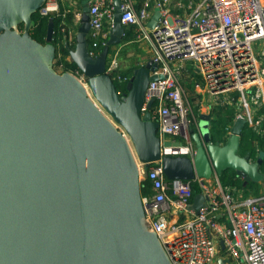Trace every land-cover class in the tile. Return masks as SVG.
I'll return each mask as SVG.
<instances>
[{
    "label": "water",
    "instance_id": "95a60500",
    "mask_svg": "<svg viewBox=\"0 0 264 264\" xmlns=\"http://www.w3.org/2000/svg\"><path fill=\"white\" fill-rule=\"evenodd\" d=\"M33 1L0 0V24L12 17V26L0 25V264H170L156 234L144 229L137 160L145 168L161 160L170 179L194 181L232 168L244 184L261 181L262 158L238 153L245 118L233 122L224 144L207 123L192 133L194 159L163 155L162 145L182 143H162L154 100L141 111L149 82L163 78L152 73L157 63L134 69L125 90L107 71L110 50L125 34L121 0L97 57L89 53L90 8L83 0L70 59L93 97L74 74L54 69V57L52 68L42 58L40 49L55 56L53 21L43 47L30 30L45 0ZM159 18L155 11L149 27ZM21 23L22 33L14 28ZM204 199L195 194L192 208Z\"/></svg>",
    "mask_w": 264,
    "mask_h": 264
},
{
    "label": "built area",
    "instance_id": "2783aa9c",
    "mask_svg": "<svg viewBox=\"0 0 264 264\" xmlns=\"http://www.w3.org/2000/svg\"><path fill=\"white\" fill-rule=\"evenodd\" d=\"M87 3L89 53L97 57L114 26L116 0ZM62 5L74 11L73 45L82 17L81 0H49L41 13L60 12ZM121 10L123 24L135 26L137 37L148 39L153 49L158 67L152 73L163 75L149 82L141 108L142 113L147 111L154 100L152 117L159 123L162 143L167 138L182 143L162 145L163 155L191 159L196 155L192 128L198 125V116L188 101L183 77L196 90L206 91L212 108L235 107L234 119L245 118L264 136V117L256 111L264 104V0H121ZM155 11L160 18L152 29L148 22ZM118 54H109V74L120 68ZM74 75L93 97L87 77L82 72ZM144 173L153 193L142 197L143 225L156 234L173 264H212L217 237L237 264H264V193L238 198L235 188L219 182L212 186L198 177L194 181L205 199L193 209L191 181L168 178L161 160L144 166ZM222 211L229 222L218 217Z\"/></svg>",
    "mask_w": 264,
    "mask_h": 264
},
{
    "label": "trees",
    "instance_id": "16d2710c",
    "mask_svg": "<svg viewBox=\"0 0 264 264\" xmlns=\"http://www.w3.org/2000/svg\"><path fill=\"white\" fill-rule=\"evenodd\" d=\"M81 4H83V0H81ZM65 8L66 7L62 5L60 12H54L48 15L42 14L41 8L34 12L31 16L33 27L30 30V35L37 42L46 43L49 21L52 20L53 38L51 43L55 47V62L53 64L54 69L56 71L72 72L73 74H75L76 72L81 71L75 62L68 59V56L70 55V49L72 48V46H74V44L72 45L73 41L70 40V29L74 26L75 16L73 10ZM24 27V23H21L19 25L20 29ZM136 36V27L133 25H125V34L123 40L125 42L129 40L132 41ZM115 46L111 48L109 54H112L116 51L114 49ZM102 48L103 44L98 47V50L101 51ZM135 67L136 65H132L128 70L119 68L111 73L112 77H114L121 90H125L126 82L129 80L132 70ZM118 76H121L122 80H120ZM235 115L236 108L229 105L227 107H216L213 110L211 133L215 140L224 141V139H226L229 128L228 125L234 120ZM238 153L241 156L249 155L252 160H256L261 157L262 161L260 163L259 169L264 174V136L259 135L254 130V128L248 124H246L242 130ZM219 179L222 186L235 188L234 193L236 196L239 195L238 190L242 191L244 195H249V192L252 190L255 196L260 195L259 190H257V181L251 180L247 184H244V180L232 168L224 170ZM191 189L193 195L202 192V189L197 181H191ZM141 191L143 195H149L153 193L151 183L148 179L145 180Z\"/></svg>",
    "mask_w": 264,
    "mask_h": 264
},
{
    "label": "crops",
    "instance_id": "0c3cea01",
    "mask_svg": "<svg viewBox=\"0 0 264 264\" xmlns=\"http://www.w3.org/2000/svg\"><path fill=\"white\" fill-rule=\"evenodd\" d=\"M58 2H59V0H58ZM18 27H19V25H18ZM114 49L119 52L118 57H119L120 69L128 70L129 68H131L132 65H136V67L133 68L132 73H133L134 69H136L137 67L145 65L148 61L153 60V49L151 48V45L148 42V39H141V38L139 39L136 36L135 39H133L132 41L129 40V41L125 42L124 40H122V42L117 44L114 47ZM68 59H70V55L68 56ZM57 72L60 74L64 73L62 71H57ZM70 73L73 74L72 72H70ZM132 73H131V75H132ZM185 79H186V77H185ZM187 91H188V101L193 105V107L195 108L196 114L198 116V120H197L198 125L193 126V128H192L193 133L196 131H199L205 123H207L209 125V130L211 131L213 110L215 109V107H213V108L211 107L209 99H207L206 95L204 93H202L203 90L202 91L196 90L194 88V86L189 85V87H187ZM256 111L258 112V114L260 116L262 115L264 117V104H260L257 107ZM234 121H235V119L228 125L229 126L228 132L231 131V126H232ZM115 126L117 127V125H115ZM170 139H173V138H170ZM170 139L167 138L168 141H172ZM176 139H179V138H175V140ZM225 141L226 140L224 139V141L222 140L221 142L224 144ZM137 164H138V182H139L140 194H141V199H142L143 196L147 195V194L143 195L142 191H141L142 187L145 183V180L147 178H146V175L144 173V166L141 163H139L138 160H137ZM220 175L218 176L217 174H214L211 177L206 178V180L210 185L216 186V185H218V182L221 183L220 179H219ZM241 178L244 180L243 177H241ZM257 182H260V181H257ZM252 191L249 192V195H244V193H242V191L238 190L239 195L237 197L238 198L239 197H241V198L254 197L255 195L253 194ZM262 193L260 192L259 194H262ZM149 195H151V194H149ZM218 217L223 222H226V223L229 222L227 215L223 211L219 212ZM183 219H184V217L181 216L180 220H183ZM144 229H147V227ZM216 243H217V250H216V254H215V259L212 262V264H237L235 259H233L229 255L223 241L219 237L216 238ZM163 252L168 257L170 264H173L171 259L168 256L167 252L164 249H163Z\"/></svg>",
    "mask_w": 264,
    "mask_h": 264
},
{
    "label": "rangeland",
    "instance_id": "374dc122",
    "mask_svg": "<svg viewBox=\"0 0 264 264\" xmlns=\"http://www.w3.org/2000/svg\"><path fill=\"white\" fill-rule=\"evenodd\" d=\"M36 2V0H34L33 2H31L30 4H33V3H35ZM47 2H49V0H45L44 1V4L45 3H47ZM29 8V5H24L23 7H22V9L21 10H23V12L21 13L22 14V16H25V14L27 13V9ZM20 13V12H19ZM1 24L0 25H2V24H4L5 26H7V27H10V26H12V17L10 16V17H7V18H5V19H3V20H1ZM1 28V27H0ZM16 30H18V32H20V33H22L23 31H24V28H22V29H20L19 27H18V25L17 26H15L14 27ZM9 30H12V28L11 29H9ZM1 33H4V30H1L0 31ZM22 35V34H21ZM42 44H44V45H42L43 47H47V45H46V43H42ZM43 51H45V53L43 52ZM41 50L40 49V52L43 54L42 55V58L44 59V61H46V64L50 67V68H52L51 67V64L50 63H48V61L50 62L51 61V59L54 57L53 56V51L51 50V49H44V50ZM54 62H55V60H54V58H53V60H52V63L54 64ZM183 81L184 82H186L185 83V85H186V87H189V85H191V86H193V83H190L189 84V82H188V79H185L184 77H183ZM202 93H204L205 95H206V98L207 99H209V101H210V98H209V96H208V94L206 93V91H203ZM119 126V125H118ZM120 128H122L121 126H119ZM263 128H264V126H263ZM227 134H228V132H227ZM226 140V139H225ZM239 152V151H238ZM262 182V183H261ZM257 190H259V193L261 192H263L264 193V179L263 180H261L260 182H258V186H257Z\"/></svg>",
    "mask_w": 264,
    "mask_h": 264
}]
</instances>
